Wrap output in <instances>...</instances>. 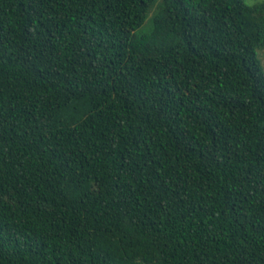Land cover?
Segmentation results:
<instances>
[{
  "label": "trees",
  "instance_id": "obj_1",
  "mask_svg": "<svg viewBox=\"0 0 264 264\" xmlns=\"http://www.w3.org/2000/svg\"><path fill=\"white\" fill-rule=\"evenodd\" d=\"M264 0H0V264H264Z\"/></svg>",
  "mask_w": 264,
  "mask_h": 264
},
{
  "label": "rangeland",
  "instance_id": "obj_2",
  "mask_svg": "<svg viewBox=\"0 0 264 264\" xmlns=\"http://www.w3.org/2000/svg\"><path fill=\"white\" fill-rule=\"evenodd\" d=\"M249 3H253L255 1H259V0H246ZM257 57L261 58L262 64L264 66V47L262 49H258L257 50Z\"/></svg>",
  "mask_w": 264,
  "mask_h": 264
}]
</instances>
